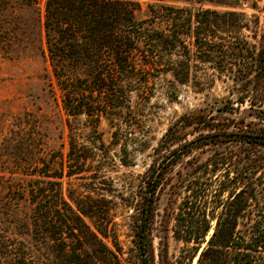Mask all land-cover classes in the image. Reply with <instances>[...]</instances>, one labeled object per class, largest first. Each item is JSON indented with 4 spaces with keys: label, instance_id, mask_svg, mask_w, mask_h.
Listing matches in <instances>:
<instances>
[{
    "label": "trees",
    "instance_id": "1",
    "mask_svg": "<svg viewBox=\"0 0 264 264\" xmlns=\"http://www.w3.org/2000/svg\"><path fill=\"white\" fill-rule=\"evenodd\" d=\"M138 9L133 0H44L45 53L67 117L84 115L91 128L105 118L117 121L113 125L118 128L117 114L128 107L131 91L146 87L159 71L185 84L191 67L218 73L204 84L224 75L236 101L248 102L249 108L264 115V28L257 16L149 4L151 16L139 20ZM186 118L181 127L208 122L198 112ZM66 121L69 147L61 161L44 163L34 173L23 172L30 179L19 190L31 204L25 240L4 242L1 219L13 213L7 204H0V264H155L151 230L157 191L167 168L188 150L174 148L165 160L155 158L141 176L131 215L132 247L126 253L111 230L107 206L77 189L62 196V178L69 183L81 178L99 149L94 139L78 141L81 133ZM246 127L241 140L264 147V124ZM183 128L170 126L157 151L176 141ZM258 185L247 174L220 188L217 198L187 182L172 228L184 248L171 260L160 252V263L264 264V213L255 208ZM224 192L226 198L220 199Z\"/></svg>",
    "mask_w": 264,
    "mask_h": 264
},
{
    "label": "rangeland",
    "instance_id": "2",
    "mask_svg": "<svg viewBox=\"0 0 264 264\" xmlns=\"http://www.w3.org/2000/svg\"><path fill=\"white\" fill-rule=\"evenodd\" d=\"M133 1L139 3L135 14L139 20L151 16L149 4H165L192 10L242 11L257 16L264 28V0ZM43 5L44 0H0V204H7L13 213V217L1 219L5 243H19L29 233L26 227L31 225L26 220H30L31 204L19 188H25L30 179L25 172L34 173L44 163L58 164L66 155L67 118L81 133L78 141L94 139L99 149L87 161L90 167L81 178L72 183L62 178V196L67 198L70 188L77 189L107 206L111 230L126 253L132 247L131 215L140 178L155 158L165 160L174 148L188 151L167 168L157 191L151 230L155 264H161L160 252L171 260L184 248V243L173 237L172 228L187 182L198 192L206 188L218 198L220 188L248 174L259 184L255 208L264 213V147L239 137L246 125L264 124V115L249 108L248 102L239 104L224 75L204 84L218 73L191 67L188 82L181 84L168 72H155L146 87L128 94V107L117 114L118 128L113 125L117 121L105 118L91 128L84 115L67 117L62 109L45 53ZM197 112L208 122L181 127L186 116ZM170 126L183 130L176 141L157 151ZM192 140H196L194 144L183 146ZM225 198L224 192L220 199ZM214 223V219L210 221L207 238Z\"/></svg>",
    "mask_w": 264,
    "mask_h": 264
}]
</instances>
